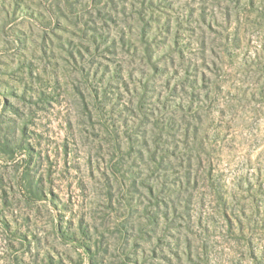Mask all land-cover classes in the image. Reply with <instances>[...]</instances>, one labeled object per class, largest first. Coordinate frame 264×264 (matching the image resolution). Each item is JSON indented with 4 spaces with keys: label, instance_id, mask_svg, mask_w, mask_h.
Returning a JSON list of instances; mask_svg holds the SVG:
<instances>
[{
    "label": "rangeland",
    "instance_id": "rangeland-1",
    "mask_svg": "<svg viewBox=\"0 0 264 264\" xmlns=\"http://www.w3.org/2000/svg\"><path fill=\"white\" fill-rule=\"evenodd\" d=\"M0 264H264V0H0Z\"/></svg>",
    "mask_w": 264,
    "mask_h": 264
}]
</instances>
